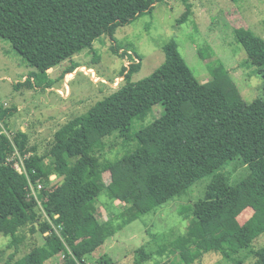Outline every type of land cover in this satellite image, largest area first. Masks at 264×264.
<instances>
[{
  "label": "trees",
  "instance_id": "16d2710c",
  "mask_svg": "<svg viewBox=\"0 0 264 264\" xmlns=\"http://www.w3.org/2000/svg\"><path fill=\"white\" fill-rule=\"evenodd\" d=\"M162 1L0 0V39L44 74L62 54L72 53L75 46L74 51L81 49L95 37L108 36L115 43V29L151 13ZM235 35L248 63L264 79V39L245 28ZM111 50L130 61L120 72L123 83L63 126L45 153L29 147L22 130L9 137L0 132V207L20 193L28 197L17 212L2 219L3 227L12 222L10 216L16 222L5 232L12 238L10 246L18 249L22 238L17 232L26 226L43 238L42 245L16 260L10 255L5 264H45L58 255L60 264H85L74 254L78 242L95 251L123 227L203 179L208 181L205 193L188 213L192 221L185 237L190 243L179 252L183 263L201 264L206 256L218 254L230 258L226 250L231 243L248 250L264 234V81L262 96L247 103L229 71L213 60L210 79L200 83L170 41L162 48L163 63L149 77L132 82L140 58L116 44ZM78 67H66L61 77ZM30 78L37 87L45 81L34 73ZM27 82L35 87L29 78ZM155 106H162L161 115L133 131V123ZM10 116L11 111H0V122L5 124ZM115 134L135 148L120 158L97 155L96 145ZM15 152L25 173L14 168L19 160L13 158ZM236 162L248 175L232 185L225 170ZM103 192L125 203L120 224L113 219L99 222ZM245 211L250 217L240 225L238 218ZM254 255V264H264V249ZM100 262L108 264L104 258Z\"/></svg>",
  "mask_w": 264,
  "mask_h": 264
},
{
  "label": "rangeland",
  "instance_id": "374dc122",
  "mask_svg": "<svg viewBox=\"0 0 264 264\" xmlns=\"http://www.w3.org/2000/svg\"><path fill=\"white\" fill-rule=\"evenodd\" d=\"M185 13L188 14L186 19L178 23ZM241 28L264 39V0H163L151 13L115 29V43L108 36L95 37L81 49L74 51L75 46L72 53L62 54L44 74L35 65L25 63L8 41L0 39V111H11L6 123L0 122V132L9 137L22 130L28 137V146H35L38 154L49 150L55 134L63 126L84 116L95 103L123 83L120 72L130 65V61L112 52L114 44L140 58L141 67L132 75V82L149 77L164 61L163 46L174 41L200 83L210 79L209 64L218 60L229 71L242 98L250 103L262 96L264 79L256 75L236 40L235 32ZM78 64L80 67L74 72L61 77L66 67ZM32 73L45 78L40 87L30 78ZM28 78L35 87H29ZM162 110V106H155L144 119L133 123L132 130L150 124ZM123 145V140L115 134L97 144L94 151L114 159L135 148L134 143ZM225 174L233 185L243 180L248 171L236 162L225 170ZM54 179L52 175L51 180ZM103 179L107 185L111 184L108 174H104ZM207 183L205 179L197 181L184 195L129 223L93 252L85 242H78L74 254L82 257L85 264H101L103 258L108 264H184L179 252L190 243L185 237L192 221L188 213L192 203L204 195ZM37 193L32 195L38 198ZM24 198H28L27 194L20 193L0 207V229L4 230L0 231V264H5L10 255L19 259L43 243L42 236L31 233L26 226L17 232L22 238L18 249L10 246L12 238L5 232L15 226L14 217L10 216L12 222L4 227L2 219L17 212ZM124 206L125 203L109 198L103 192L99 196V222L113 219L115 224H120L123 218L119 213ZM249 217L250 212L245 211L238 223L242 225ZM263 249L264 234L248 250H237L231 243L226 250L230 258L222 254L206 256L201 264H235L239 261L254 264V254ZM61 259L58 255L45 264H60Z\"/></svg>",
  "mask_w": 264,
  "mask_h": 264
},
{
  "label": "built area",
  "instance_id": "2783aa9c",
  "mask_svg": "<svg viewBox=\"0 0 264 264\" xmlns=\"http://www.w3.org/2000/svg\"><path fill=\"white\" fill-rule=\"evenodd\" d=\"M17 157L19 160L15 163L14 168L19 172V173H25L24 165L23 162L20 160L18 153L15 152L13 155V158ZM31 192L34 193L35 190L33 187H31Z\"/></svg>",
  "mask_w": 264,
  "mask_h": 264
}]
</instances>
